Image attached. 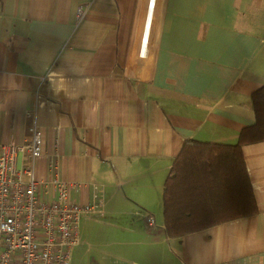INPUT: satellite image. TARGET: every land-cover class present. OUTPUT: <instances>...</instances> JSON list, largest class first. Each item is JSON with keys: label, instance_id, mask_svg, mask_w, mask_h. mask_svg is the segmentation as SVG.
<instances>
[{"label": "crops", "instance_id": "1", "mask_svg": "<svg viewBox=\"0 0 264 264\" xmlns=\"http://www.w3.org/2000/svg\"><path fill=\"white\" fill-rule=\"evenodd\" d=\"M149 3L0 0V144L35 100L37 177L58 153L62 180L104 187L71 264H264V142L243 149L256 216L170 238L163 208L186 142L233 146L255 124L264 0H157L142 58Z\"/></svg>", "mask_w": 264, "mask_h": 264}, {"label": "built area", "instance_id": "2", "mask_svg": "<svg viewBox=\"0 0 264 264\" xmlns=\"http://www.w3.org/2000/svg\"><path fill=\"white\" fill-rule=\"evenodd\" d=\"M85 13L81 7L80 17ZM145 42L144 37L142 58L148 57ZM37 114L33 100L23 111L19 134L11 133L0 144V264H71L73 252L82 246V220H99L105 213L104 187L62 180L58 153L48 156L47 174L37 177V162L44 155ZM82 191L90 202L73 196Z\"/></svg>", "mask_w": 264, "mask_h": 264}, {"label": "trees", "instance_id": "3", "mask_svg": "<svg viewBox=\"0 0 264 264\" xmlns=\"http://www.w3.org/2000/svg\"><path fill=\"white\" fill-rule=\"evenodd\" d=\"M252 102L256 121L242 131L238 144L184 145L165 183L168 237L181 238L260 212L243 149L264 142V86L252 94Z\"/></svg>", "mask_w": 264, "mask_h": 264}, {"label": "bare ground", "instance_id": "4", "mask_svg": "<svg viewBox=\"0 0 264 264\" xmlns=\"http://www.w3.org/2000/svg\"><path fill=\"white\" fill-rule=\"evenodd\" d=\"M156 1L157 0H150L149 7H148L147 23H146L145 34H144V37L146 39V42L144 44L145 53H148L149 36H150V30L152 26V20L154 17V12L156 9Z\"/></svg>", "mask_w": 264, "mask_h": 264}]
</instances>
